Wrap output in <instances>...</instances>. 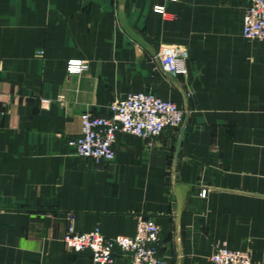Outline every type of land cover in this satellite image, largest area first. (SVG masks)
I'll use <instances>...</instances> for the list:
<instances>
[{
    "label": "crops",
    "instance_id": "crops-1",
    "mask_svg": "<svg viewBox=\"0 0 264 264\" xmlns=\"http://www.w3.org/2000/svg\"><path fill=\"white\" fill-rule=\"evenodd\" d=\"M248 4L125 0L145 49L121 27L118 0H0V264H95L62 243L69 215L76 233L107 238L133 237L137 215L153 219L162 264H208L217 245L264 264V42L242 36ZM164 47L185 69L174 78L188 107L175 181L192 191L179 223L171 172L182 125L150 140L118 135L109 163L68 146L83 113L106 115L130 93L183 111ZM70 60L88 69L69 75ZM129 262L114 253L113 264Z\"/></svg>",
    "mask_w": 264,
    "mask_h": 264
},
{
    "label": "built area",
    "instance_id": "built-area-1",
    "mask_svg": "<svg viewBox=\"0 0 264 264\" xmlns=\"http://www.w3.org/2000/svg\"><path fill=\"white\" fill-rule=\"evenodd\" d=\"M163 12V7L155 8V13ZM242 36L247 40L264 42V0H249L244 10ZM158 56L164 73L173 78L184 73L183 58L177 50L164 47ZM87 69L88 62L82 60H70L66 65L69 75H79ZM107 110L106 115L85 112L80 116V134L68 142L75 157L109 163L115 158L118 135H132L142 140L156 139L165 131L177 130L184 119V112L175 103L149 92L127 94L113 101ZM200 196L204 198L206 191L202 190ZM72 223L73 215H69L62 243L71 253L89 252L95 264H113L115 252L127 256L129 264H162L158 255L160 229L151 218L136 216V232L133 237L107 238L99 228L76 233ZM208 264L253 262L248 252L217 245Z\"/></svg>",
    "mask_w": 264,
    "mask_h": 264
},
{
    "label": "water",
    "instance_id": "water-1",
    "mask_svg": "<svg viewBox=\"0 0 264 264\" xmlns=\"http://www.w3.org/2000/svg\"><path fill=\"white\" fill-rule=\"evenodd\" d=\"M118 17H119V21H120L121 27L123 28L125 33L133 41H135L137 44H139L140 46L144 47L145 49H148V47L128 28V26L126 24V21H125V0H118ZM165 77L170 81V83L178 91V93L180 94V96L182 98L183 105H184L183 106L184 119H183L182 126L180 128V134H179V138H178V142H177V146H176V153H175V158H174V161H173L172 172H171L172 188H173V192H174V195H175V198H176V201H177V220H178V223H179L181 215H182V212L186 208V201H187L188 193H190L192 191V187L191 186L178 185L176 183V181H175L176 160H177L178 153H179V150H180L182 137L184 135V132H185V129H186V126H187V123H188V107H187L186 94L181 89L179 84L175 81V79L172 76H170V75H168L166 73H165ZM179 264H182V260H180Z\"/></svg>",
    "mask_w": 264,
    "mask_h": 264
}]
</instances>
